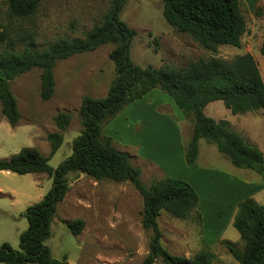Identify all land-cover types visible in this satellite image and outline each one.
I'll return each mask as SVG.
<instances>
[{
  "label": "trees",
  "instance_id": "trees-1",
  "mask_svg": "<svg viewBox=\"0 0 264 264\" xmlns=\"http://www.w3.org/2000/svg\"><path fill=\"white\" fill-rule=\"evenodd\" d=\"M42 0H3L10 17L33 15ZM126 0H110L100 22L95 23L80 38L62 37L39 49L33 43L15 49V40L6 29H0V104L1 115L12 126L20 120V111L9 81L32 68L40 69V97L49 100L55 91L53 67L57 60L76 53L94 51L111 43L108 53L114 65V77L103 97L82 96L78 109L82 129L72 141V153L56 167L49 158L63 142L62 132L71 120L68 111H59L53 120L55 131L48 132V155L36 147L24 146L8 157L0 158V170L16 174L46 173L52 178L51 188L36 203L22 212L27 227L19 235V248L9 243L0 245L2 264H69L67 256L56 259L45 240L51 233V221L57 205L68 190V174L84 173L95 179L129 182L143 200L141 224L151 231L148 251L141 264L160 261L163 264H213L215 254L202 248L192 257L176 255L161 242L162 233L157 219L161 211L178 219H186L198 209L199 197L185 180L163 176L146 185L141 169L134 166L130 156L102 132V124L117 115L124 106L158 88L171 97L173 103L193 121L191 136L185 148L188 165L195 163L199 140L214 143L232 165L253 170L264 180V151L251 144L234 130L227 120L216 121L204 113V107L221 100L233 114L264 109V80L254 56L250 52L237 54L231 60L209 57L190 62L184 68L155 67L135 64L129 47L136 31L120 19ZM162 15L177 32L188 34L207 50L220 45L241 47L246 21L240 0H162ZM264 54V42L260 47ZM69 231L77 235L83 228L78 218L64 221ZM243 242L242 248L223 240L230 255L239 264H264V202L246 197L237 203L232 222Z\"/></svg>",
  "mask_w": 264,
  "mask_h": 264
},
{
  "label": "rangeland",
  "instance_id": "rangeland-1",
  "mask_svg": "<svg viewBox=\"0 0 264 264\" xmlns=\"http://www.w3.org/2000/svg\"><path fill=\"white\" fill-rule=\"evenodd\" d=\"M109 3L110 0H42L33 15L18 18L10 17L6 3L0 0V29H6L15 40V49H22L29 43L42 49L62 37H82L85 31L101 21ZM241 10L247 29L246 34H243L245 38L241 47L220 45L215 51L203 48L188 34L177 32L168 24L162 15V0H126L120 19L136 31L130 43L129 56L137 65L184 68L198 59L214 56L231 60L237 54L247 51L254 56L264 80V54L260 51L264 42V7L258 4L251 11L245 7ZM253 30L254 35L251 37ZM112 47L113 44L106 43L94 51L76 53L57 60L53 67L55 91L49 100L40 97L39 68H32L9 81L21 117L18 124L12 127L1 115L0 104V158L8 157L24 146L36 147L42 154L48 155L50 144L46 134L56 130L53 118L59 111H68L71 120L62 132L63 142L49 158V164L56 167L69 156L72 153V141L82 129L78 113L82 96L103 97L114 77V65L108 57ZM164 94L172 108L178 113L182 112L174 105L171 97L165 92ZM262 110L258 112H262L264 118ZM160 113L172 116L169 108L160 110ZM138 116L146 119L152 134H156L161 126L159 135H154L156 139L153 143L151 141L154 137L147 143L142 136L141 142L136 134ZM165 124L164 120H157L151 110L146 113L143 106L133 102L102 124L103 134L111 137L115 147L126 152L132 164L141 169V180L146 185L162 177V174L138 157L141 156V150L136 151L135 145L142 143L141 149L146 155H151L166 169L171 168L167 170V175L173 173L177 177L182 170L177 157L172 164L163 159L162 144L175 143ZM253 135L259 133H253L248 141L264 151L263 137ZM221 156L217 164L201 166H211L217 172L221 169L229 175H238V169L234 165L231 170L223 167L228 165L230 168L231 162L225 155ZM247 172L249 175L250 169L245 170L246 176ZM213 174L214 176H208V180L195 174L203 183L194 182L200 191V197L198 209H194L190 216L199 209L206 213L227 204L220 220L227 227L225 236L231 239L235 236L243 244L238 231L228 222L231 208L227 200L238 193L241 197L245 196L244 191L237 190L234 186L229 188L228 175L216 172ZM252 174L257 173L253 171ZM220 180L222 183L225 180V184H219ZM51 186L52 178L46 173L16 174L0 170V245L7 242L12 248H19V235L27 227V220L22 212L28 205L38 202ZM206 192L213 199L208 204L203 194ZM257 199L260 201L261 198ZM142 209V197L129 182L95 180L84 173L71 171L68 174V190L57 205L56 214L51 221V233L45 244L49 246L54 258L61 259L66 255L69 264H141L147 254L151 236V231L142 227ZM196 217L190 219L192 230L187 234H191L193 239L198 236L197 240L201 245V232ZM78 218L83 220V228L77 235H73L64 221ZM158 218L164 231L161 237L163 246L171 253L183 255L184 245L176 234H183L184 231L178 227H166L169 221L166 213ZM209 231L213 234L212 230ZM237 247L242 248L240 245ZM213 253V264L236 263L231 255H227L230 253L222 242H219V247Z\"/></svg>",
  "mask_w": 264,
  "mask_h": 264
},
{
  "label": "crops",
  "instance_id": "crops-1",
  "mask_svg": "<svg viewBox=\"0 0 264 264\" xmlns=\"http://www.w3.org/2000/svg\"><path fill=\"white\" fill-rule=\"evenodd\" d=\"M244 3V4H243ZM260 4L264 7V0H240V7L241 9L244 7L251 11L256 6ZM247 29L244 33L246 34ZM244 35L241 37V44ZM254 30L250 33V36L253 37ZM247 52V51H244ZM107 92V91H106ZM134 104H138L144 107V110L146 113H148L150 110L155 114V117L157 120H164L167 126L168 133H171L174 142L170 144H162V154L164 156V160L173 163L175 162L176 157L178 158L181 173H178L177 177L173 175V173H170L171 177L174 178H180L188 182L196 192H198V197H200V191L195 186V183H203L200 179H197L195 177V174H198L202 177H205L207 180L209 179L208 176L213 175L214 172L221 173L222 175H228L230 178L228 179L229 185L228 187L231 188L234 186V188L243 189L245 196L239 195V193L231 198H228L227 203H230L229 206L231 208V212L228 216V222L231 224L233 222V218L237 209V203L241 201L242 199L246 198L247 196L253 198L258 203L264 202V180H262L261 176L259 174H252L253 170H250L251 172L247 176L245 174V170H248L246 168H238V175H229L227 171H222L221 169H218L219 172H217V169H212L211 166H201V165H207V164H217L223 154H221L214 143H211L205 139L199 140V151L198 156L194 164L188 165L185 160V148L186 144L191 136L192 128H193V121L192 117L190 115H185L183 112H176L172 108V104L168 101L166 98L164 92L158 88H154L151 91L147 92L145 95H143L141 98L133 101ZM175 105V104H174ZM176 106V105H175ZM170 109L172 116L164 113H160V110L164 109ZM262 109H258L255 111H249L242 114H233L228 108H226L221 100H216L209 102L204 107V113L207 116H210L216 121L219 120H227L230 123V126L239 132L245 139L251 140V136L253 133H259V135H253L254 137H263L264 139V118L261 111ZM264 111V109L262 110ZM143 113V112H142ZM137 126L135 128V132L140 138L141 142V136L143 137L144 141L149 143L150 138H153L154 135L160 133L161 126L156 131V134L151 133V128L148 126V122L145 118L138 116L137 118ZM185 127L187 129L185 130ZM185 130V131H184ZM159 135V134H158ZM154 139L151 141L153 143ZM162 141V140H161ZM142 143L139 145H135L136 151L140 152L141 150V156H138L142 161H144L146 164H150L152 168L160 170L162 177L163 176H170L167 175V170H171V168L166 169L164 165L159 163L156 159H154L151 155H146L142 151ZM258 147V146H257ZM259 148V147H258ZM260 149V148H259ZM263 151V148L261 149ZM176 154V156H175ZM226 157V156H225ZM230 161V160H229ZM230 168H228V165L223 166L227 170L232 169V163L229 164ZM222 167V165H220ZM235 167V166H234ZM217 168V167H216ZM6 173H10V171L3 170ZM256 173V172H255ZM36 174V173H34ZM161 178V177H160ZM221 181V180H220ZM195 182V183H194ZM219 182V184H225ZM38 181L36 182V184ZM196 187V188H195ZM205 196V201L212 202L213 199L211 198V195H209L207 192L203 193ZM257 197L261 198L260 201L257 199ZM220 202L218 203V205ZM217 205V206H218ZM227 204L221 205L220 209H215L214 211H209L206 213H203V210L199 209L198 212L195 214L189 215L186 219H178L170 216L168 213L160 212L159 215L162 216V213H166L169 221L167 222L166 227H178L181 228L184 233L180 234L177 232V238L181 240V243L184 245L183 249L185 252L183 253L186 257H192L196 252L201 250L202 248H207L210 251L215 252V248L219 247V242H222L223 240H228L230 242L235 243L236 245H240L241 247L243 244L239 243L238 238L233 236L234 238H227L225 236L226 228L224 227L223 223L220 221L222 219L223 213L226 211ZM221 210V211H219ZM193 215V216H192ZM197 216V217H196ZM196 217L198 219L199 224V231L200 237H201V245L199 243L198 236L195 237V239L191 238V234H187L189 230H192L190 228V219ZM159 219V218H158ZM157 219L159 229L161 230V233L164 234V231L162 230V226L160 224V221ZM209 220V221H208ZM209 230H212L213 234ZM183 235V237H180ZM191 245V246H190ZM189 246V247H188ZM168 250V249H167ZM169 251V250H168ZM174 254V253H173ZM230 255V254H227ZM227 257V256H226ZM236 261V260H235ZM160 261H155L152 264H159ZM2 264V263H0ZM163 264V263H162ZM235 264H239L237 261Z\"/></svg>",
  "mask_w": 264,
  "mask_h": 264
}]
</instances>
